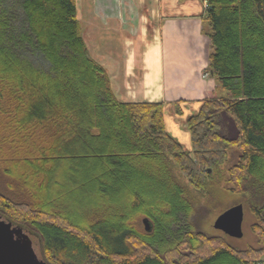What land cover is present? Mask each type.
I'll return each instance as SVG.
<instances>
[{
	"label": "trees",
	"instance_id": "16d2710c",
	"mask_svg": "<svg viewBox=\"0 0 264 264\" xmlns=\"http://www.w3.org/2000/svg\"><path fill=\"white\" fill-rule=\"evenodd\" d=\"M201 1L211 47L203 72L219 93L187 118L184 150L166 130L162 102L115 97L80 33L75 0H0V169L18 187L1 175L9 193H0V214L36 237L47 263L256 264L264 254V0ZM13 38L32 45L43 69L10 60ZM222 114L234 137L220 133ZM229 149L240 153L231 165ZM137 159L140 188L129 187L132 169L128 186L121 179L127 192L100 188L103 175ZM90 174L101 180L92 197ZM215 187L244 197L256 247L236 249L189 222L169 232Z\"/></svg>",
	"mask_w": 264,
	"mask_h": 264
},
{
	"label": "crops",
	"instance_id": "0c3cea01",
	"mask_svg": "<svg viewBox=\"0 0 264 264\" xmlns=\"http://www.w3.org/2000/svg\"><path fill=\"white\" fill-rule=\"evenodd\" d=\"M75 13L80 27L85 21L98 25V48L94 54L88 49L107 72L115 97L162 102L166 130L190 144L187 118L219 93L203 72L211 52L201 30L203 1L75 0ZM256 264H264V254Z\"/></svg>",
	"mask_w": 264,
	"mask_h": 264
},
{
	"label": "rangeland",
	"instance_id": "374dc122",
	"mask_svg": "<svg viewBox=\"0 0 264 264\" xmlns=\"http://www.w3.org/2000/svg\"><path fill=\"white\" fill-rule=\"evenodd\" d=\"M78 16H79L81 23H82L83 19H81V14L79 13ZM86 23L87 22L85 21V23H83V25H81L80 33L82 36H84L86 38V41L88 44L87 48L89 46L90 50L92 51V54H94V51L96 52V50L98 48L97 47V45H98L97 34L99 32V28H97V26H98L97 23H96V25L86 24ZM10 41H12V42H10ZM6 44H7L9 51L11 52V54H9L11 61L14 60V61L19 63V62H23L26 59L27 61L30 60V62L33 64L34 67H41L43 69V67H44L43 62L40 59V57L32 55L33 52L35 53V51L32 50L33 49L32 45L31 46L26 45V44L20 45L19 43H17V41H14V38L11 40L8 39ZM3 46H4V44H3ZM90 50L88 49L89 54H90ZM93 59H94V57H93ZM94 60L97 62L96 59H94ZM7 62L9 63L10 66H12V64L9 62V58H7ZM9 71L12 72L11 70H9ZM18 72H19V70H18ZM51 76H52V74H51ZM220 123L223 124L219 130L220 133L225 137H230V138L234 137V135H235L234 124H233L232 120L226 114H222L220 116ZM117 136L118 135H116V133H112L108 140L109 141L116 140ZM182 140H184V141H182ZM182 140H180V142L178 140H176V141L181 144V146L184 150H188L190 148L189 141L187 142L186 138L182 139ZM239 154L240 153L238 152V150L229 149L228 150V161L229 162L227 164L228 165L233 164L236 161ZM142 155H144L142 157H145L146 154L143 153ZM139 159H137L136 161L135 160L125 161L123 166L118 167V169H116L117 174L115 173V175H111L110 173H106L105 175H103V178H106L105 180L108 181L107 182L108 184H105L104 185L105 187H100V188L105 189L109 194H110V192H109L110 190H115V192H114L115 195L116 194L120 195L121 190L119 189V187L121 186L122 189H124L123 192H127L128 190L126 189L124 184H122L123 182L121 183V179H123L126 182V184L128 183L126 186L129 185V181H128L129 180L128 177L130 174L129 169H132V177H133L132 179H135V180L131 181V183H130L131 185H129V187L131 189H134L135 187L140 188V184H137V181L143 180V182H144L145 181L144 177L146 175H145L143 170H140L138 168L141 165V163L138 161ZM2 164H3V162L0 163V166ZM5 165L7 167V164H5ZM64 170H65V168H63V171ZM142 174H144V177L142 176ZM1 175H2V179H4V180L7 179L11 184H13V185H11L12 187H14V188L17 187L16 183H15L16 175L13 172H11V175L10 174L3 175L2 170L0 169V178H1ZM147 175H148V173H147ZM149 175H150V173H149ZM66 177L67 176L65 175V178ZM98 179H99L98 182H100L101 181L100 176L98 177ZM153 179L155 180L154 177H153ZM1 182L2 181H0V193L8 194L9 192L5 191V188H2ZM71 182H72L71 180L69 182L67 181L68 184H66L65 186L72 185ZM98 182H96V179L93 178V175L91 176V174H90V180L88 182L89 185H87V189H86L88 192H85V194L92 197L94 194L93 192L99 188ZM105 190H104V192H105ZM76 191L81 192L80 190H76ZM78 194H80V193H77V195ZM144 195L146 196L148 194L145 192ZM201 201H202V204L200 206L199 205L197 206V208L195 209L193 214H191L188 218L187 217L186 218L185 217L180 218V220H178V222L176 221L174 223V225H176V226H174V227L170 226L171 231H169V232L171 234H174L172 232V228H173V230L176 229L177 227L182 228V227L186 226L187 223L189 222L192 225L194 224L193 227L196 229L198 228L202 233H205L207 235L223 236L225 241L230 246H232L236 249H245L247 247H256L258 245L257 238L255 237V235L250 230V225L254 221V217L248 211L247 205L245 203V199L243 196H241L240 194L230 193L221 187H219V188L215 187L214 188V195H212V197H210V201H208L206 198L205 199L203 198ZM236 204H241L243 206V219H242V223H241L242 236L239 238L230 237V236H228V235L222 233L221 231L216 230L212 227V224H213L215 218L220 213H222L225 209H227L233 205H236ZM118 217L120 218L121 214L118 213ZM142 218L143 217H141L140 221H139L140 230L144 229V226L141 223ZM162 231H163V235L165 236L166 239H168V237L170 238L171 234L169 232H165L163 229H162ZM23 232H25L29 238L28 240H29L30 248H31L32 252L34 253V255L37 256L38 259L42 260V262L44 264H49L43 258L44 257L42 255L43 252H41V248L38 244L36 237H34L30 233L26 232L25 230Z\"/></svg>",
	"mask_w": 264,
	"mask_h": 264
},
{
	"label": "water",
	"instance_id": "95a60500",
	"mask_svg": "<svg viewBox=\"0 0 264 264\" xmlns=\"http://www.w3.org/2000/svg\"><path fill=\"white\" fill-rule=\"evenodd\" d=\"M243 206L233 205L225 209L214 220L212 227L222 233L239 238L242 236L241 223ZM144 230H149V222L143 217ZM28 236L23 228L7 220L0 214V264H44L30 248Z\"/></svg>",
	"mask_w": 264,
	"mask_h": 264
}]
</instances>
